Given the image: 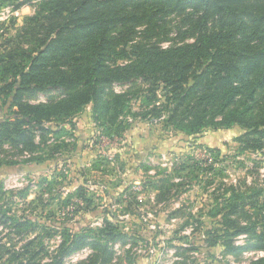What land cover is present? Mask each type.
Instances as JSON below:
<instances>
[{
    "label": "rangeland",
    "instance_id": "obj_1",
    "mask_svg": "<svg viewBox=\"0 0 264 264\" xmlns=\"http://www.w3.org/2000/svg\"><path fill=\"white\" fill-rule=\"evenodd\" d=\"M37 7L0 0V45L18 35ZM189 20L169 18L168 39L163 33L152 44L191 43ZM140 31L131 41L144 42ZM150 88L143 80L107 86L105 95L127 93L130 100L110 133L88 104L72 119L46 122L58 133L43 140L37 132L36 153L11 144L0 149V264H10L9 252L31 243L36 261L51 264L69 235L94 233L108 223L128 236L110 243L109 264H251L264 257L255 250L228 254L223 235L230 226L224 217L229 188L264 189V147L242 150L236 140L246 131L237 125L197 136L177 131L167 124L164 96L159 92L152 102ZM64 97L62 89H34L24 101L38 105ZM5 101L11 97L2 99L1 116L11 112ZM256 221L263 232L264 218ZM248 240L233 238L239 246ZM85 249L65 257L64 264L86 262L94 251Z\"/></svg>",
    "mask_w": 264,
    "mask_h": 264
},
{
    "label": "trees",
    "instance_id": "obj_2",
    "mask_svg": "<svg viewBox=\"0 0 264 264\" xmlns=\"http://www.w3.org/2000/svg\"><path fill=\"white\" fill-rule=\"evenodd\" d=\"M11 1L38 7L18 35L0 45V104L11 97L3 104L11 112L0 115V149L11 144L21 153H36L37 132L43 140L58 133L46 128V122L72 119L88 104L94 105L95 120L112 132L130 100L127 93L104 91L137 80L151 87L152 102L162 93L167 124L177 131L197 136L207 128L237 125L246 131L236 140L242 150L263 149L264 0ZM173 16L190 18L193 41L152 44L163 33L168 39L164 29ZM139 29L144 42L134 43L131 37ZM49 88L62 89L65 97L38 105L24 101L34 89ZM229 191L225 251L234 256L264 252V231L259 232L256 221L264 218V189L232 186ZM241 235L248 244L233 242ZM127 239L110 223L94 233L69 235L51 264H64L65 257L88 246L93 256L78 264H109L114 258L110 243ZM31 247L9 252L10 264H39ZM251 264H264V257Z\"/></svg>",
    "mask_w": 264,
    "mask_h": 264
},
{
    "label": "built area",
    "instance_id": "obj_3",
    "mask_svg": "<svg viewBox=\"0 0 264 264\" xmlns=\"http://www.w3.org/2000/svg\"><path fill=\"white\" fill-rule=\"evenodd\" d=\"M84 252H86V253H87V252H88V250H87V249H85V250H84Z\"/></svg>",
    "mask_w": 264,
    "mask_h": 264
}]
</instances>
